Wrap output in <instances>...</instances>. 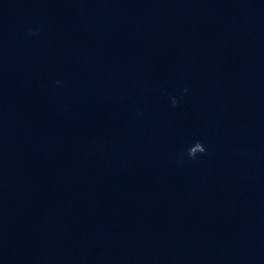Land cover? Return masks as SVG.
Instances as JSON below:
<instances>
[{
    "label": "water",
    "instance_id": "95a60500",
    "mask_svg": "<svg viewBox=\"0 0 264 264\" xmlns=\"http://www.w3.org/2000/svg\"><path fill=\"white\" fill-rule=\"evenodd\" d=\"M0 264H264V0H0Z\"/></svg>",
    "mask_w": 264,
    "mask_h": 264
}]
</instances>
